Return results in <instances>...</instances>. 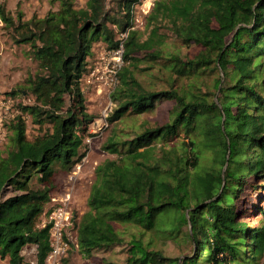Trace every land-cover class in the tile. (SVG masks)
Here are the masks:
<instances>
[{
	"label": "trees",
	"instance_id": "1",
	"mask_svg": "<svg viewBox=\"0 0 264 264\" xmlns=\"http://www.w3.org/2000/svg\"><path fill=\"white\" fill-rule=\"evenodd\" d=\"M141 1L77 7L59 0L58 9L28 20L0 5V20L14 27L17 43L29 44L38 67L22 89L33 102L18 104L11 148L0 157V256L9 264H23L27 245L45 263L51 224L40 217L57 172L87 155L95 118L81 85L88 58L100 40L118 49L125 32L107 121L172 104L162 124L111 131L103 149L115 157L95 167L88 209L76 223L79 250L128 248L124 263L103 264H260L264 257V0H155L143 39L133 29ZM23 114L48 127L30 139ZM252 216H261L258 224L247 221ZM184 227L179 257L146 239L151 231L176 239Z\"/></svg>",
	"mask_w": 264,
	"mask_h": 264
},
{
	"label": "rangeland",
	"instance_id": "2",
	"mask_svg": "<svg viewBox=\"0 0 264 264\" xmlns=\"http://www.w3.org/2000/svg\"><path fill=\"white\" fill-rule=\"evenodd\" d=\"M149 1L142 0L134 11L133 29L141 32L142 39L147 36L146 17L155 0ZM74 2L77 7H82L85 6L86 0H74ZM0 5H3L6 12L15 20L19 18V15L22 16V20H28L31 17H44L48 11L58 9L60 2L59 0H0ZM16 35L17 32L14 27H8L0 20V157L6 156L11 148L13 124L17 115L21 114L18 104L20 102L24 104L33 102V96L22 89L26 84V80L34 76L38 69L36 61L31 57L29 44L17 43ZM120 35L117 36V39H120ZM198 50L199 47L194 46L188 51V54L192 56ZM184 52L187 53L186 49H184ZM116 57H118L116 50L108 49L105 41L100 40L94 44L92 54L88 58V71L81 81L87 111L95 117L94 122L89 125L85 137L88 148L87 155L71 171L57 172L53 180L50 202L46 205L45 213L40 217V224L46 222L47 213L56 208L58 203H61L62 199L66 197L67 191L71 193L69 205L74 217L70 226V236L74 241V245L59 264H103L104 261L114 263H124L126 261L128 248L125 245L114 246L107 250H94L90 253L79 250L76 241V223L88 209L87 199L95 178V167L106 158L115 157V155L103 149V145L110 136L111 131L117 129L122 131L121 133L132 132L141 128L142 121L148 122L149 125L162 124L166 121L167 110L172 104V101L165 100L152 113L144 114L134 120L110 124L107 117L115 107L114 102L111 100V93L118 82V78L116 79L117 74L116 77L114 75L118 63L115 60ZM123 64L122 59L121 66ZM145 77L147 78L146 74ZM22 117L26 123V134L30 139L42 133L48 127L47 124L35 123L28 114H23ZM247 197L248 193L244 191L241 194V200ZM255 198V200H259L258 194ZM253 203L254 200L250 207L253 206ZM243 204L244 202L240 201L241 207ZM262 204L264 205V201ZM260 218L261 216L259 218L252 216L247 221L251 225H256L259 223ZM172 220L173 215H170L167 216L164 222L166 225H171ZM186 229L184 227L176 239L171 238L167 232L163 231H151L146 235V239L152 241L151 248L162 250L167 257H179L186 252L185 240L182 238ZM22 254L24 256L23 264H37L35 245L24 247ZM0 264H9L8 257L3 258L0 256ZM260 264H264V257L260 260Z\"/></svg>",
	"mask_w": 264,
	"mask_h": 264
},
{
	"label": "built area",
	"instance_id": "3",
	"mask_svg": "<svg viewBox=\"0 0 264 264\" xmlns=\"http://www.w3.org/2000/svg\"><path fill=\"white\" fill-rule=\"evenodd\" d=\"M150 1L152 2V0ZM126 35L127 32L121 33L120 47L118 49H115L116 55L118 56L116 57L117 59L115 58V60H117L118 62L116 64L117 67L114 70L115 77L122 63L123 40ZM66 194V197L62 199L61 203H58V206L56 208L47 213L48 215L46 222L42 223L43 226L51 224L49 236L51 250L44 264H59L61 259L67 256L69 249L74 245V241H72V237L70 236V226L74 217L71 213L69 205L71 193L67 191Z\"/></svg>",
	"mask_w": 264,
	"mask_h": 264
},
{
	"label": "crops",
	"instance_id": "4",
	"mask_svg": "<svg viewBox=\"0 0 264 264\" xmlns=\"http://www.w3.org/2000/svg\"><path fill=\"white\" fill-rule=\"evenodd\" d=\"M36 246V245H35Z\"/></svg>",
	"mask_w": 264,
	"mask_h": 264
}]
</instances>
